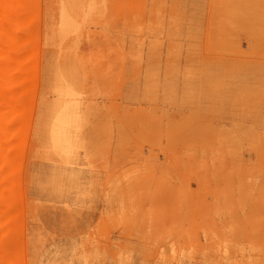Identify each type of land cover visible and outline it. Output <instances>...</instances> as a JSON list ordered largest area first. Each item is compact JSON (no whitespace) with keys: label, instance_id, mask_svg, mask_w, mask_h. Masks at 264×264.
Listing matches in <instances>:
<instances>
[{"label":"rangeland","instance_id":"374dc122","mask_svg":"<svg viewBox=\"0 0 264 264\" xmlns=\"http://www.w3.org/2000/svg\"><path fill=\"white\" fill-rule=\"evenodd\" d=\"M6 1L0 264H264V0Z\"/></svg>","mask_w":264,"mask_h":264},{"label":"bare ground","instance_id":"6f19581e","mask_svg":"<svg viewBox=\"0 0 264 264\" xmlns=\"http://www.w3.org/2000/svg\"><path fill=\"white\" fill-rule=\"evenodd\" d=\"M10 7L11 6H8L7 5V1L6 0H0V40H1V38L3 39L2 41H0V42H5L6 40L8 41L10 38H11V35H10V22H12L13 21V19L15 18L13 15H14V13L12 12V10L10 9ZM14 27V26H13ZM12 26H11V28H13ZM12 32H13V30H12ZM14 34V33H13ZM10 35V36H9ZM14 35H16V34H14ZM5 40V41H4ZM18 40V39H17ZM6 41V42H7ZM11 41H13V39L11 40ZM15 41V40H14ZM13 41V42H14ZM0 44H2V43H0ZM13 44V43H12ZM1 46V45H0ZM3 48L2 47H0V63H1V60L2 61H5V59L6 60H8V58H9V60L7 61V63H4V64H2V65H4L3 67V69L1 70V66H0V73H1V71H3V70H5V68H6V70L7 69H13L14 67V65H12V61L10 60V55H9V53L7 54H5V52L7 51H5L4 49V51L5 52H3V50H2ZM7 52H9V51H7ZM5 70V71H6ZM3 96H5V95H3ZM8 96H6V98H2L1 99V96H0V102L2 103V104H6V102H7V98ZM2 100V101H1ZM4 100V101H3ZM10 225V224H9ZM7 226V225H6ZM9 229V228H8ZM2 237V236H1ZM13 238V237H12ZM2 239V238H1ZM11 264V263H10Z\"/></svg>","mask_w":264,"mask_h":264}]
</instances>
